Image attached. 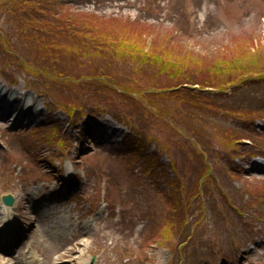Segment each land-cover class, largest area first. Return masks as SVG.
Wrapping results in <instances>:
<instances>
[{"label":"rangeland","instance_id":"374dc122","mask_svg":"<svg viewBox=\"0 0 264 264\" xmlns=\"http://www.w3.org/2000/svg\"><path fill=\"white\" fill-rule=\"evenodd\" d=\"M44 3L143 34L148 49L192 53L202 60L193 70L239 53L257 54L264 67V0ZM98 66L111 73L137 68ZM3 74L0 105H15L8 117L0 109V226L9 207L14 227L29 236L17 248L3 244L0 264H264V76L254 73L222 94L186 84L197 88L198 104L167 100L168 113L153 122L127 98L107 103L105 96H115L104 89L91 100L92 89L78 94L70 81L44 82L13 68ZM168 79L143 83L164 87ZM61 90L86 100L83 109L61 110ZM130 111L136 127L116 119ZM233 134L246 137L238 153L227 144ZM205 164L214 179L195 192ZM7 193L12 206L1 201ZM171 222L173 235L162 242L159 233Z\"/></svg>","mask_w":264,"mask_h":264},{"label":"trees","instance_id":"16d2710c","mask_svg":"<svg viewBox=\"0 0 264 264\" xmlns=\"http://www.w3.org/2000/svg\"><path fill=\"white\" fill-rule=\"evenodd\" d=\"M56 9L48 8L44 0H0V76L4 75L3 71L5 73L13 68L18 72L37 76L44 82L70 81L71 85L78 86L75 90L78 94L92 89L89 98L91 100L100 98L98 93L104 89L115 96L111 100L105 96L107 103L113 102L117 96L127 98L132 101L131 109L134 105L140 116L153 122L168 113L167 100L176 99L182 105L188 104L186 107L198 104L200 95L197 88L186 84H198L201 91L209 90L222 94L229 92L228 87L246 83L254 73H259V77L264 76V67L259 66L258 56L254 53L251 56L248 53H239L236 59L216 60L206 67L199 66V70H193V65H200L202 60H196L192 53L173 56L171 51L162 53L163 47L148 49L143 34L141 37L129 30L121 31L126 28L116 29L113 22L96 18L92 14L79 16L68 10L57 12ZM105 62L111 67L129 62L137 68H130L128 73H111L112 70L106 71L98 66L99 63ZM90 65L93 66L87 67L88 71H91L89 74L82 70V73H79L81 75L76 76L78 69ZM149 65L154 67L152 71ZM162 76L169 78L167 86H145L143 83L146 77L152 82L153 79L158 81ZM55 99L59 108L70 115L77 109H83L86 102H78L76 97H68L64 90H61ZM176 107L177 105L174 109ZM131 111L116 118L130 128L138 126L129 120L134 116ZM53 131L52 129L48 134L53 136ZM141 134L138 130L134 133V143L137 147L142 145ZM235 135L233 134L227 144L229 149L233 148L238 153L240 144L244 143L242 140L246 137L238 138ZM251 139L254 138L250 137L249 140ZM252 145L259 148L255 139ZM205 165L198 183L194 186L195 192L203 182L214 179L211 177V167ZM173 184L170 181L167 185L172 196L175 195L170 192V185L173 188ZM196 195L199 196L200 192ZM180 207L178 203L176 208ZM171 227L172 222L162 227L161 234L159 233L161 239L173 235Z\"/></svg>","mask_w":264,"mask_h":264},{"label":"bare ground","instance_id":"6f19581e","mask_svg":"<svg viewBox=\"0 0 264 264\" xmlns=\"http://www.w3.org/2000/svg\"><path fill=\"white\" fill-rule=\"evenodd\" d=\"M14 105L15 103L12 102L10 104V106H12L10 109L6 108L7 107V104H1L0 105V109L2 108V110L4 109V114L8 117L10 114H11V109L14 108ZM18 119V118H17ZM20 119V118H19ZM4 222L5 223H2V225L0 226V238L2 237H5L6 235H9L11 234V232L13 231L14 229V222H13V216L11 214V210L9 207H5V214H4ZM1 240V239H0ZM2 264V263H1ZM5 264V263H3Z\"/></svg>","mask_w":264,"mask_h":264},{"label":"water","instance_id":"95a60500","mask_svg":"<svg viewBox=\"0 0 264 264\" xmlns=\"http://www.w3.org/2000/svg\"><path fill=\"white\" fill-rule=\"evenodd\" d=\"M1 199L6 205H11L13 203V197L10 194H2Z\"/></svg>","mask_w":264,"mask_h":264}]
</instances>
